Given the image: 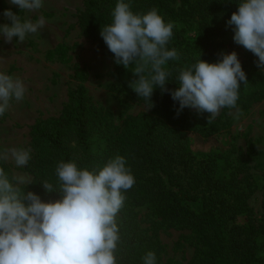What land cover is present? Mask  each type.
I'll return each mask as SVG.
<instances>
[{"label":"trees","instance_id":"trees-1","mask_svg":"<svg viewBox=\"0 0 264 264\" xmlns=\"http://www.w3.org/2000/svg\"><path fill=\"white\" fill-rule=\"evenodd\" d=\"M176 1L130 0L134 12L146 13L155 8L165 21L174 22L173 37L167 46L177 50L178 59L167 65L171 72L169 89L178 86L175 77L179 71L197 61L200 55L208 62L220 59L224 46L215 39L234 33L226 22L237 9L229 0H184L187 9L180 12L174 7ZM116 2L85 0V10L79 17L82 33L100 40L108 51L100 31L111 22ZM182 14L197 21L195 40H190L179 27ZM68 50L59 45L47 58L59 57L68 63ZM257 60V56L251 55L250 67L258 69ZM74 70V78L80 84L70 90L62 113L39 119L31 127V159L26 169L33 181L22 190L33 191L45 201L58 199L59 193L47 192L42 183L59 186L56 175L59 161L74 160L78 166L92 169L121 155L135 177V184L125 193V203L117 217L120 234L117 264H143L144 256L153 252L138 224L137 209L146 205L161 222L189 232L181 236L180 242L195 247L197 257L190 264H264L260 254L264 223L257 226L250 215L248 184L237 173L228 179L218 178L217 157L197 156L190 150L189 135L202 130L199 115L188 107L177 114L178 102L157 88L151 98L154 111L129 117L118 127L92 104L78 64ZM116 73L118 81L125 85L133 78L118 64ZM248 79V84L240 90L238 103L242 109L264 97V88L260 87L264 78L254 72ZM133 95L151 105L150 100L138 97L135 92ZM97 138L105 142L100 154L94 149ZM3 167L13 176L6 163ZM241 216L247 217L244 223L239 222Z\"/></svg>","mask_w":264,"mask_h":264},{"label":"clouds","instance_id":"clouds-1","mask_svg":"<svg viewBox=\"0 0 264 264\" xmlns=\"http://www.w3.org/2000/svg\"><path fill=\"white\" fill-rule=\"evenodd\" d=\"M25 13L41 9L45 0H7ZM237 5L227 25L233 27V40L258 57L264 71V0H229ZM2 15L10 23H0V38L23 43L36 34L44 20H22L12 8ZM112 20L100 35L115 63L131 68L128 87L138 97L151 101L159 88L178 102L177 114L185 107L208 113L210 123L223 108L236 109L242 85L248 83L235 51L219 54L216 62L200 58L182 68L175 77L178 85L167 88L169 61L178 59L175 48L167 45L173 37L174 22L165 21L158 10L134 12L130 0H117ZM24 82L0 71V117L11 102L24 99ZM31 159L27 147L0 146V264H117L120 241L118 213L125 193L135 184L124 156L109 158L102 167H80L74 160H61L56 166L59 186L43 182L44 189L58 192L59 198L45 201L33 191L22 190L30 180L24 175L9 176L3 165L12 160L17 168ZM143 264H156L149 251Z\"/></svg>","mask_w":264,"mask_h":264},{"label":"rangeland","instance_id":"rangeland-1","mask_svg":"<svg viewBox=\"0 0 264 264\" xmlns=\"http://www.w3.org/2000/svg\"><path fill=\"white\" fill-rule=\"evenodd\" d=\"M184 4V0H177L174 7L181 12L187 9ZM6 8L18 12L22 20L43 19L44 25L23 43H17L16 38L12 42L0 38V71L21 79L26 87L24 99L13 100L9 110L0 117V146L31 148V127L39 119L59 116L69 101L70 90L80 84L74 78L75 64L85 77L83 83L92 104L104 112L110 123L122 127L129 117L154 111L133 95L128 84L118 81L114 56L103 43L82 33L79 17L85 10V0H45L41 9L31 13L21 12L7 0H0V23H10L2 15ZM178 25L190 40L196 39V20L182 14ZM233 36L234 33H230L215 41L224 46L223 52L238 54L247 79L254 72L264 78V71L249 65L253 53L235 43ZM59 45L69 48L70 62L64 63L59 57L47 58ZM125 71L132 76L131 68ZM260 87L263 89L264 85ZM189 109L199 115L202 129L189 135L191 152L197 156L214 154L218 178L228 179L237 173L244 184H248L250 215L255 224L261 226L264 223V97L260 96L244 109L240 103L236 109L223 108L210 123L208 113ZM104 146L103 139L95 140L97 154ZM6 164L13 175H24L32 183L33 176L27 171V165L17 168L12 160ZM137 212L142 234L156 254V264H190L196 259L195 247L180 242L188 231L161 222L150 206L138 208ZM246 220V216L239 218L241 223ZM260 238V254L264 257V236Z\"/></svg>","mask_w":264,"mask_h":264}]
</instances>
